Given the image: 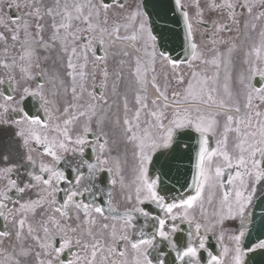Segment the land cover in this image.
I'll return each mask as SVG.
<instances>
[{"label": "snow or ice", "instance_id": "6c2138e0", "mask_svg": "<svg viewBox=\"0 0 264 264\" xmlns=\"http://www.w3.org/2000/svg\"><path fill=\"white\" fill-rule=\"evenodd\" d=\"M0 264H264V0H0Z\"/></svg>", "mask_w": 264, "mask_h": 264}, {"label": "flooded vegetation", "instance_id": "af4514ba", "mask_svg": "<svg viewBox=\"0 0 264 264\" xmlns=\"http://www.w3.org/2000/svg\"><path fill=\"white\" fill-rule=\"evenodd\" d=\"M5 13L8 12V9L5 8L4 9ZM119 60V56H116L115 59L111 62V65H110V70L114 67H117V61Z\"/></svg>", "mask_w": 264, "mask_h": 264}, {"label": "bare ground", "instance_id": "6f19581e", "mask_svg": "<svg viewBox=\"0 0 264 264\" xmlns=\"http://www.w3.org/2000/svg\"><path fill=\"white\" fill-rule=\"evenodd\" d=\"M154 92V90H152Z\"/></svg>", "mask_w": 264, "mask_h": 264}]
</instances>
